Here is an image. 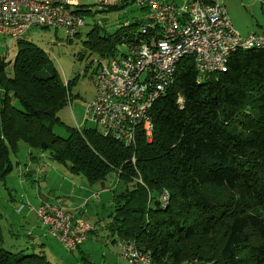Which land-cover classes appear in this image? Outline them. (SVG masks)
<instances>
[{"label":"trees","instance_id":"obj_1","mask_svg":"<svg viewBox=\"0 0 264 264\" xmlns=\"http://www.w3.org/2000/svg\"><path fill=\"white\" fill-rule=\"evenodd\" d=\"M96 32L84 44L101 59L133 41ZM69 85L23 38L12 57L0 55V181L23 144L89 185L103 188L113 176V243L133 242L152 264H264V49L238 51L225 72L206 76L181 60L151 108V142L139 131L131 148L92 124L65 128V138L54 133L64 125L58 113L70 102ZM0 264L50 263L0 248Z\"/></svg>","mask_w":264,"mask_h":264},{"label":"built area","instance_id":"obj_2","mask_svg":"<svg viewBox=\"0 0 264 264\" xmlns=\"http://www.w3.org/2000/svg\"><path fill=\"white\" fill-rule=\"evenodd\" d=\"M131 2L142 12L138 32L123 45L125 51L99 61L95 96L83 110L84 122L125 148L134 146L139 131L151 142V108L171 84L181 60L191 58L197 74L206 76L225 72L238 51L264 49V33L239 36L220 0ZM77 7L72 0H0V37L16 41L37 27L61 30L72 41L85 24ZM34 213L46 236L66 252L76 251L93 230L63 207L45 203ZM116 248L127 264H152L149 254L139 252L133 242L118 240Z\"/></svg>","mask_w":264,"mask_h":264},{"label":"rangeland","instance_id":"obj_3","mask_svg":"<svg viewBox=\"0 0 264 264\" xmlns=\"http://www.w3.org/2000/svg\"><path fill=\"white\" fill-rule=\"evenodd\" d=\"M76 1L86 11L83 13L85 24L72 41H67L65 34L55 29L33 27L25 35L26 41L50 56L61 77L70 83V102L58 113L64 125L54 128V133L63 138L68 135L65 128L93 127L84 122L83 110L95 96L94 77L101 58L84 44L90 39L87 35L95 30L97 37L115 32L131 37L141 22V11L131 0H107L104 11L100 10L103 9L100 2L87 6V0ZM220 2L239 36L264 33V0ZM112 5H116V9L107 11ZM125 23L132 26L124 28ZM117 48L119 52L125 51L123 45ZM14 52L15 42L0 37V55L12 57ZM11 162L13 171L0 181V248L4 252L45 256L50 264H127L113 243L116 235L108 229L114 206L112 190L116 179L113 176L103 188L89 185L83 177L71 174L62 164L49 159L47 154L29 151L23 144L19 145ZM92 193L98 197L92 198ZM45 203L69 210L79 207L74 213L79 212V217L95 228V233L88 235L80 251L66 252L54 239L45 235L34 213Z\"/></svg>","mask_w":264,"mask_h":264},{"label":"crops","instance_id":"obj_4","mask_svg":"<svg viewBox=\"0 0 264 264\" xmlns=\"http://www.w3.org/2000/svg\"><path fill=\"white\" fill-rule=\"evenodd\" d=\"M73 1V3L74 4H76L78 7H80V8H82L83 9V7L82 6H80L79 5V3L76 1V0H72ZM102 1H106L107 2V0H87V2H86V4H87V6H90V5H92V6H95V5H97V3L98 2H100V4L101 5H103L101 8H103V9H100V10H102V11H104L105 9H104V7H106L107 5H105ZM78 7H77V9H78ZM141 14H142V12H140V17H141ZM26 35V34H25ZM23 36L22 38L23 39H25L27 36ZM15 42V41H14ZM62 80H63V82H65V79H63L62 78ZM92 195V196H91ZM90 196L92 197V198H94V197H98V194H95V195H93V193L91 194ZM47 201V200H46ZM45 202V201H44ZM82 206V205H81ZM59 207H63V206H59ZM63 208H65V207H63ZM79 208V207H78ZM78 208H76V209H67V208H65L66 210H68L71 214H73V215H75V216H77L78 218H81V217H79V212L77 213H74V211L75 210H78ZM82 219V218H81ZM90 224V223H89ZM92 228H93V230L92 231H94V233H95V228L92 226ZM90 234H92V232L90 233ZM86 243V242H85ZM84 243V244H85ZM83 244V245H84ZM83 245H81L78 249H76V251H80V248L83 246ZM117 249V248H116ZM76 251H74V252H76ZM73 253V252H72Z\"/></svg>","mask_w":264,"mask_h":264},{"label":"bare ground","instance_id":"obj_5","mask_svg":"<svg viewBox=\"0 0 264 264\" xmlns=\"http://www.w3.org/2000/svg\"><path fill=\"white\" fill-rule=\"evenodd\" d=\"M167 201H168V194L166 193V197H162L161 198V205H162V208H165L166 204H167ZM188 264H194V262L192 263H188Z\"/></svg>","mask_w":264,"mask_h":264},{"label":"clouds","instance_id":"obj_6","mask_svg":"<svg viewBox=\"0 0 264 264\" xmlns=\"http://www.w3.org/2000/svg\"><path fill=\"white\" fill-rule=\"evenodd\" d=\"M116 246V245H115Z\"/></svg>","mask_w":264,"mask_h":264}]
</instances>
